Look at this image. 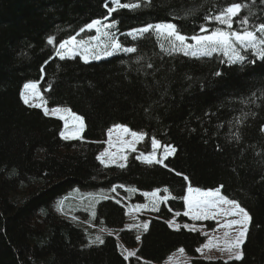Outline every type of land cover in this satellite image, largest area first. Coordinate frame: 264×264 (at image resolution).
<instances>
[{"label": "trees", "instance_id": "16d2710c", "mask_svg": "<svg viewBox=\"0 0 264 264\" xmlns=\"http://www.w3.org/2000/svg\"><path fill=\"white\" fill-rule=\"evenodd\" d=\"M121 2L141 6L109 16L104 5L111 0H0V264H129L118 243L145 264H162L180 249L191 264H224L200 259L203 236L183 227L189 186L219 188L251 216L243 258L228 264H264V60L251 51L242 52V65L222 62V53L186 56L154 30L134 31L172 23L188 37L203 35L201 25L222 27L204 17L233 0ZM240 2L248 5L241 13L250 18L247 27L264 22V0ZM93 20L115 22L110 31L137 50L87 63L79 55L61 60L59 43L90 38L79 30ZM28 83L37 84L46 108L83 118L80 139L61 138L60 120L23 102ZM115 125L146 134L123 168L97 159ZM153 137L176 151L149 165L137 157L151 153ZM156 190L170 198L147 220V231L125 228L131 204ZM86 196L95 203L92 223L61 215L62 206ZM172 219L178 230L169 227ZM101 231L110 233L99 236L102 244L94 239Z\"/></svg>", "mask_w": 264, "mask_h": 264}, {"label": "snow or ice", "instance_id": "6c2138e0", "mask_svg": "<svg viewBox=\"0 0 264 264\" xmlns=\"http://www.w3.org/2000/svg\"><path fill=\"white\" fill-rule=\"evenodd\" d=\"M111 4V7H109L107 3L104 5V7L107 8L109 16L120 9L133 10L141 6L139 3H122L121 0H111ZM247 7L248 5L240 2V0H233V2L222 7L219 10L218 14L211 17L205 16L204 19L209 23L215 21L222 27L209 29L204 25H201L200 32L204 33L203 35L194 34L188 37L181 34L178 31L177 26L172 23L148 25L134 31L143 35L144 33H148L151 30H154L157 33L158 38H164L165 40H167V43L171 50L183 52V54L186 56L190 55L192 57L199 58L210 57L213 55V53H222L223 56L227 58L222 62H226L230 65H242L247 59V57L243 55L242 52L251 51L256 57L264 60V22L253 25L251 27H247V25H249L250 18L248 15H241V13H243L245 8ZM234 23L239 24L243 27H241L239 30H236L233 27ZM101 27L107 29L115 28L116 23L113 22L105 25L102 24L100 20H93L91 23L80 28L79 33H83L86 30L91 31L92 29H95L96 33H98L99 35L90 37L89 41H85L83 39L77 40L76 36H71L68 40L60 42L57 49V55L59 56V58L61 60H64L66 57L72 58L76 55H80L84 62L87 63L89 54L91 53L93 59H99V54L94 53L93 48L90 46V40L95 39L99 41L100 37H103L105 41L104 55L106 56L113 55L114 51L123 50L125 53H132L137 50L135 47H123L115 37L114 33L109 31L101 32ZM79 33H77V35H79ZM131 34L132 33H128V35ZM189 40L193 41L194 44L187 43V41ZM53 43L54 39L52 37H49L48 44L51 45ZM109 48H111L112 51H109ZM249 62L255 63L254 60ZM215 75L219 76L221 75V73L216 72ZM24 88L25 90H30L33 96L39 97L42 101L41 104H32L30 106L42 107L47 103L43 100V97L40 96V93L37 91L36 83L25 84ZM21 96L25 104L30 103L28 92H22ZM44 114L46 116L49 114L58 116L59 119L64 121L65 130L60 132L61 138L65 140H74L81 138V133L85 127L84 120L81 116L72 113L69 109H62L60 107L52 108L51 110L45 107ZM69 119L76 122L73 127H69ZM114 130L132 137L131 141H124L122 137H119V151H122L124 148H129L132 151H136L135 144L143 141L146 135L143 132L131 131L129 128L123 125H115L113 129H109L107 132L109 139L108 141H106V143L109 144V147L113 146L112 135ZM151 144V153H141L140 156L137 157V159L142 158L143 162L149 165L153 163H163V159H166L168 155L176 151V149L170 145H161L160 142L154 137L151 140ZM161 147L163 148V156L161 159H157V149ZM109 155L110 154L105 151L102 152L100 156L97 157V159L100 160V162L104 164L105 167H107L108 164L105 162L104 157ZM121 159H126V156H121ZM118 167L123 168L125 167V164H119ZM177 175H180V173H177ZM184 179L187 180L188 178L185 176ZM113 191H115V188H113ZM159 191L160 190H156L151 193H144L145 197L151 198L150 202L153 210H159L158 205L161 202H166L170 198L169 196L161 197L159 195ZM163 191L168 192V189L165 188ZM187 192L188 195L182 197L185 205L187 206V211H185L183 215L188 216L194 221L216 220L218 226L226 230H231L234 225L239 227L237 235L231 240H226L225 245L223 247H220L218 250L221 253H228L227 259H225L224 264H228V260L242 259L243 253L241 250V245L244 243L248 232V226L251 221V216L245 210V208L241 207L237 201L228 199L227 197L221 195L219 188L213 191H202L199 188L193 189L191 186H189ZM147 207L148 205H135V208L137 210ZM169 210L171 211V209ZM93 215L95 214L93 213ZM175 215L179 216L180 213L177 212L175 213ZM217 217H238V219H225V221L221 223L220 220H217ZM168 225L169 227H173V222L168 221ZM137 227H140L144 231H147L148 223L137 225ZM184 227L189 229L190 231L196 230L193 226L184 225ZM229 235V231H225L224 236L228 237ZM136 239L139 241L140 236L137 235ZM96 240L101 244L104 242L99 236L96 237ZM211 244L212 241L209 240L201 248H197L196 251L202 252L203 248H207ZM180 252L183 253L184 249H180ZM129 256H135V252H128L125 256V259H127Z\"/></svg>", "mask_w": 264, "mask_h": 264}, {"label": "rangeland", "instance_id": "374dc122", "mask_svg": "<svg viewBox=\"0 0 264 264\" xmlns=\"http://www.w3.org/2000/svg\"><path fill=\"white\" fill-rule=\"evenodd\" d=\"M102 24L106 25V24H110V23H108L107 21H102ZM217 25H219V24H217ZM219 26H221V25H219ZM104 31L112 32V31H110V29L101 27V32H104ZM90 32H92V35L90 37H94V36L99 35L98 33H96L95 29H92ZM77 40H79V39H77ZM83 40L89 41V37H85ZM104 43H105V41H104L103 37H100L99 41H97L95 39L90 40V46L93 48L94 53L99 54V56H100L99 59L107 57L106 55H104V52H105ZM187 43L194 44V42L191 40L187 41ZM178 52H180V51H178ZM180 53L183 54V52H180ZM90 60H97V59H93L92 54L90 53L89 57H88V61H90ZM37 91L39 92L38 88H37ZM22 92H28V94H29L30 103L27 105L30 106L32 104H41L42 103L41 99L39 97L33 96L31 94L30 90H25V88H23ZM40 96H41V94H40ZM44 106L45 105H43L42 107H37V108L41 109L44 112V108H45ZM49 110H51V109H49ZM48 117L59 119L58 116H54L51 114H49ZM61 121L63 123V128L65 130L64 121L63 120H61ZM75 123L76 122L69 119V127H73L75 125ZM119 137H122L124 141H131V139H132V137L127 136L123 133H120V132L114 130L113 135H112L113 146L109 147V144L106 143V141H108L109 137L106 134L105 140L103 142L104 147H103V150L100 152V154L102 152H105V151H107L110 154L109 156L104 157V160L108 164V166H118L119 164H125L126 159H121V156L127 157V154L129 152H135L129 148H124L122 151H119L118 150V146L120 144ZM139 143L140 142L135 144V148L137 147V145ZM151 152H152V148H151ZM100 154H99V156H100ZM162 156H163V148L161 147V148L157 149V159H161ZM169 156H171V154L168 155V157ZM139 160L143 161L142 158ZM102 165H104V164H102ZM111 194L116 196V197H118V196L121 197V194L116 192V190L114 191V193L111 192ZM187 195H188V192H187ZM86 200L87 201H85L84 203L78 202L76 204H72V205L70 204V205L65 206V207L62 206V209L60 212L61 215L66 217L68 220H77V221L84 220V221L90 222L91 218H92V211H93L95 203L93 200L87 199V196H86ZM150 201H151L150 197H145L143 195L142 202L139 203V205H148V207L142 208L140 210H137L135 208V205L131 204V207L129 208L128 214L126 217L125 228L133 229V230L137 231L138 234L143 230L142 228L137 227V225L147 223V220L156 211V210L152 209ZM136 205H138V204H136ZM223 207H227V206H223ZM185 211H187V206H186ZM181 217H183L185 219L183 227H184V225L193 226L196 229L194 232H198L201 236H203L204 241L198 248H201L209 240L212 241V244L209 245V247L203 248L202 252H197V255L200 259L220 260V261H225V259H227L228 253L227 252L221 253L218 249L225 245L226 240H231L237 235V232L239 231L238 226L234 225L231 230H226L224 228L219 227L216 220L194 221V220L190 219L188 216H185L183 214L181 215ZM225 219L232 220V219H238V217H217V220H220L221 223H223L225 221ZM171 221L173 222V227H171V228L178 229L180 227L179 223H177L175 219H172ZM90 223H92V222H90ZM225 231H229L230 235L228 237L224 236ZM104 234L109 235L110 233L104 232V231L96 232V236L94 237V239L97 237V235L101 237V236H104ZM118 246H119V250L123 253L124 256H126L128 252H135V249H125L119 243H118ZM131 259H133L132 262H130ZM232 260H236V259H232ZM127 261L129 262V264H145L141 260H138L135 256H129L127 258ZM228 261H230V260H228ZM162 264H191V260L185 255L184 252L181 253L179 250V251L171 254Z\"/></svg>", "mask_w": 264, "mask_h": 264}]
</instances>
